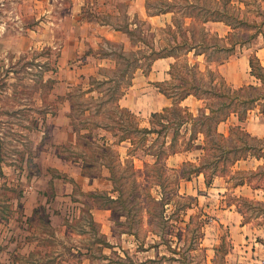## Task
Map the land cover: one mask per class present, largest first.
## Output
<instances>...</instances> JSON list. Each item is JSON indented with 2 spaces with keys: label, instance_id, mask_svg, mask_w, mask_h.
Here are the masks:
<instances>
[{
  "label": "rangeland",
  "instance_id": "obj_1",
  "mask_svg": "<svg viewBox=\"0 0 264 264\" xmlns=\"http://www.w3.org/2000/svg\"><path fill=\"white\" fill-rule=\"evenodd\" d=\"M70 1L0 0V264L264 258V189L255 188L264 186V159H242L227 171L219 165L223 175L207 186L197 166L185 163L198 164L201 150L196 159L185 152L167 161L170 144L189 128L176 112L142 118L118 104L133 75L147 71L159 52L175 54L174 85L187 79L199 86L198 108L219 101L208 98L209 88L228 94L229 88L257 86L241 94L262 97L264 82L251 74L248 60L257 56L264 73V0L148 1L149 13L173 11L172 22L161 27L136 16L127 46L102 40L103 54L116 65L101 70L103 84L83 81L90 72L72 71L82 64L66 63L64 53L74 51L70 37L85 33L87 19L123 30L127 0H113L108 17L102 4L89 0L79 22ZM206 18L226 20L231 30L207 26ZM231 60L233 76L242 75L238 86L218 70ZM88 81L81 88H94L92 94L78 87ZM262 102L234 124L262 138L247 142L264 154ZM126 136L131 140L122 144Z\"/></svg>",
  "mask_w": 264,
  "mask_h": 264
},
{
  "label": "crops",
  "instance_id": "obj_2",
  "mask_svg": "<svg viewBox=\"0 0 264 264\" xmlns=\"http://www.w3.org/2000/svg\"><path fill=\"white\" fill-rule=\"evenodd\" d=\"M91 0V3H99L102 4L103 7H105V12H102L107 17L109 16L110 10L109 5L112 6L114 1L111 0ZM152 2V0H127V6H128V17H127V23L126 26L121 29H117V26H114V24L111 21H103V20H93L90 19L83 21L84 27H86V31L84 34L77 35L76 37H70V39H74L76 42V47L74 51L64 53L65 56V62H69L70 60L74 61L77 60L78 63H81L82 65L79 67H75L74 65L72 71H80V72H90L89 75H86V77L81 76L80 78L85 81L86 79L89 80L92 76L97 78H102L103 75L100 74L101 70H106L110 68L112 69V62L114 70H116L115 61L112 59L111 55L103 54V47L100 44L102 40H111L113 42H122L124 46H127V44L132 40V34L135 30V28L138 26V22L134 20V18L139 17L138 21L141 22L143 19H148L149 21L155 23L159 22L161 27L166 26L167 24H170L172 22L174 13L171 10H161V11H154V12H148L147 10V2ZM157 1H167V0H157ZM169 1V0H168ZM87 2L89 0H71L70 5L73 8V15L76 17V21L79 22L80 19H82V13L85 10V7L87 6ZM207 26H210V24H213L214 27L221 28L222 26L228 28L227 32L231 30L230 28V22H227L226 20H209L204 21ZM118 28H121V26L118 25ZM226 32V33H227ZM88 49L89 51H85V49ZM100 49V51H99ZM198 57H201V55H198ZM249 65H250V60ZM64 62V63H65ZM176 62V59L174 56H165V57H158L154 59L151 64L149 65V69L147 71H143L140 74L136 72L135 75L131 78V82L128 85V88L125 90V93L119 98L118 104L120 107L125 108L131 112L136 113L137 115L141 116L142 118H148L149 116H152L153 113L162 112L165 108L170 107L173 105V98L167 96L162 90L161 85L166 82H172V66ZM233 61L226 62L225 64H222L218 67V70L222 74V76L229 82V84L234 85H240L242 75L236 74V76H233V72L231 71L233 68ZM237 63L235 62V65ZM109 66V67H108ZM251 68V66H250ZM138 69H141L139 67ZM137 69V70H138ZM216 70V69H215ZM252 74V72H251ZM253 75V74H252ZM255 76V75H253ZM256 77V76H255ZM80 78L78 82L80 81ZM256 79H258L256 77ZM261 81L260 79H258ZM82 85L87 86L89 85V81L87 82H81L78 87H82ZM89 89V87H88ZM239 89V88H238ZM202 99H199L198 97L194 95H189L187 98H185L182 102L183 105L188 106L192 111L195 113L198 111V102ZM241 122L239 120V117L237 114L232 113L231 116L226 120L222 121L218 125V131L220 133H223L225 135H229L230 128L235 125L240 124H234L235 121ZM122 144L125 143V141L121 142ZM121 144V145H122ZM197 151V150H196ZM196 151H188L190 153H196ZM187 152V153H188ZM187 153H175L172 156H170L167 161L170 162L172 158L182 156L184 155L186 157ZM200 154H198L199 156ZM195 159L197 156V153L194 155ZM193 156V159H194ZM197 156V157H198ZM190 159V160H193ZM194 159V160H195ZM174 160V159H173ZM249 159H246L245 161H248ZM243 161V160H242ZM240 162V161H239ZM238 162V163H239ZM199 179L204 178L205 176L203 173L197 175ZM240 187V186H239ZM244 187V186H241ZM249 187V186H247ZM250 188V187H249ZM258 243H256L257 245ZM254 248V247H253ZM255 253V252H253ZM255 258V259H254ZM240 257V263L241 264H264V258L260 255V257Z\"/></svg>",
  "mask_w": 264,
  "mask_h": 264
},
{
  "label": "trees",
  "instance_id": "obj_3",
  "mask_svg": "<svg viewBox=\"0 0 264 264\" xmlns=\"http://www.w3.org/2000/svg\"><path fill=\"white\" fill-rule=\"evenodd\" d=\"M209 20H223V19H212L206 18L204 21ZM224 21V20H223ZM183 44H188V41L185 40ZM192 47V46H190ZM194 48V46H193ZM191 49H188V51ZM175 55L172 52L169 53H156V58L172 56ZM251 72L258 79L264 82V73L260 71L262 69L261 62L257 56H253L250 59ZM173 76H176L175 73H172ZM210 75L214 74V71L209 72ZM93 83L103 84L105 81H101L97 77H91ZM175 78V77H174ZM108 80V79H107ZM184 83L180 85H174L173 82H166L161 85V90L169 97L173 98V105L165 108L162 112L153 113V118H164L167 115L176 112L182 120L183 125H189V128L186 129V132L180 135V140H175L174 143H171L168 149L169 154H175L178 152H188L201 150V157L198 164L187 161L186 164H189L192 168L197 166L194 172L199 175L201 173L205 176V182L207 186H211L216 177L222 176L219 171V165L221 171H227L230 167H233L238 161L246 160L249 157H256L257 159H264V154L258 153L252 145L248 143L247 140L251 139L252 141L261 140L262 138L252 136L248 133L245 128L240 125H235L230 128L229 135H225L218 131V125L222 121H226L232 113L238 115L239 120L245 121L247 113L251 110L252 104L255 102H261L264 99L262 97L254 95L251 93L250 96L243 98V90L253 89L255 92L261 87L249 86L247 88L239 89H228V94L223 92H218L213 88H209L206 92L209 94V99L219 100L217 103L211 101L206 103L205 106L200 107L198 112L195 113L188 106L183 105L182 102L189 95H194L199 99H202V95L198 93L199 86L195 83H189L187 79H183ZM213 81L214 79L211 78ZM108 80V82H110ZM226 84V83H224ZM176 89V90H175ZM79 90L82 93H93L94 88H89L88 90H82L79 87ZM205 91V90H204ZM231 93V94H229ZM92 99L95 98V95H90ZM98 98V96L96 97ZM260 104V103H259ZM261 112H264V103H261ZM242 108V109H241ZM131 115L128 110H124ZM143 130V129H142ZM148 131L147 129H144ZM176 137V134L175 136ZM126 139L131 140L130 136L121 137L119 141H124ZM264 139V138H263ZM235 144V145H234ZM262 149V147H259ZM255 150V151H254ZM245 182L241 181L238 185H243ZM255 188H263L264 186L257 184ZM248 200V199H247ZM252 201V200H251ZM187 208H190L188 206ZM243 212V209L241 210ZM191 217V220H193Z\"/></svg>",
  "mask_w": 264,
  "mask_h": 264
}]
</instances>
